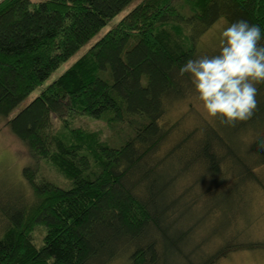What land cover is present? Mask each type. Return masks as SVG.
<instances>
[{"label":"trees","instance_id":"1","mask_svg":"<svg viewBox=\"0 0 264 264\" xmlns=\"http://www.w3.org/2000/svg\"><path fill=\"white\" fill-rule=\"evenodd\" d=\"M135 1L0 0V120L34 163L47 162L69 181L60 187L24 167L34 198L1 208L0 264H109L123 255L129 264H215L247 245L238 224L244 187L264 189V84L253 116L233 127L206 121L177 135L166 114L194 94L177 73L206 55L198 40L217 22L258 25L264 45V0ZM74 116L113 130L125 124L128 136L110 146L98 132L72 127ZM213 237L221 243L209 251Z\"/></svg>","mask_w":264,"mask_h":264},{"label":"rangeland","instance_id":"2","mask_svg":"<svg viewBox=\"0 0 264 264\" xmlns=\"http://www.w3.org/2000/svg\"><path fill=\"white\" fill-rule=\"evenodd\" d=\"M38 2L40 0H30ZM142 0H136L133 6ZM131 6V5H130ZM130 6L128 8H130ZM132 6V7H133ZM127 10V9H126ZM123 11L115 19L109 22L108 27H104L88 44L79 49L68 61L60 65L42 86L36 88L16 109L12 111L10 117L14 116L27 103L36 97L41 90L50 82L55 80L64 72L73 62H75L98 38H100L106 30L111 28L123 15ZM226 27L223 20L217 22L207 32H205L198 40V49L205 51L206 55H211L217 50L218 36L222 28ZM7 119L0 120V233L7 226V219L4 215V206L9 209L16 208L21 202L32 201L34 195L31 191L28 181L23 176V169L26 166H36V175L38 180L46 179L60 187L69 186V181L53 167L45 161L33 162L25 146L11 133L6 124ZM213 122L209 118L202 105L194 99V94H190L185 100H181L172 104L166 114V122L178 123V133L190 131L200 127L205 122ZM56 129L60 126L58 119L53 120ZM70 125L75 128H83L89 131H96L102 141L110 146L117 147L123 143L128 136V127L123 124L116 130L108 128L103 120H95L85 116H74L70 118ZM176 135V136H177ZM35 164V165H34ZM244 203H246V213L244 222L246 226L243 228L244 222L238 224V228L243 230L244 242L246 246L241 249L230 252L226 257L219 259L215 264H264V189L256 185H247L244 187ZM243 217V216H242ZM207 222L200 225V234L203 235ZM202 229V230H201ZM198 233V238L199 234ZM44 235L43 228L38 226L34 232V240L37 245L41 244ZM242 241L241 239L237 240ZM221 240L217 237L208 238L206 246L209 251L215 250ZM109 264H129L126 255L120 256Z\"/></svg>","mask_w":264,"mask_h":264},{"label":"clouds","instance_id":"3","mask_svg":"<svg viewBox=\"0 0 264 264\" xmlns=\"http://www.w3.org/2000/svg\"><path fill=\"white\" fill-rule=\"evenodd\" d=\"M261 40L258 25L233 22L220 31L215 54L198 55L179 68L177 78L188 76L194 99L209 118L233 127L253 116L257 85L264 84Z\"/></svg>","mask_w":264,"mask_h":264}]
</instances>
